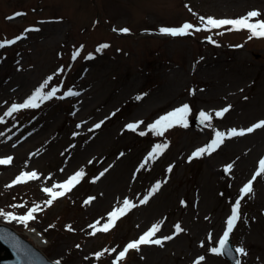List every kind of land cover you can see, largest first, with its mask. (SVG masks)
I'll return each instance as SVG.
<instances>
[{
	"label": "rangeland",
	"instance_id": "374dc122",
	"mask_svg": "<svg viewBox=\"0 0 264 264\" xmlns=\"http://www.w3.org/2000/svg\"><path fill=\"white\" fill-rule=\"evenodd\" d=\"M252 10L264 19V0H0V41L24 36L0 48V159L13 158L0 165V210L26 214L49 199L44 187L84 172L70 192L35 214L32 228L17 221L8 226L59 264H115L128 242L157 223L154 238L173 239L141 246L120 264H196L200 256L201 264H230L210 248L218 246L240 189L264 158V129L189 157L216 130L264 120V38L249 40L246 30L226 28L172 37L159 29L199 26L200 16L239 18ZM103 44L109 47L98 52ZM48 77L45 91L62 86L78 95L63 101V91L37 108L4 116ZM185 103L189 122L200 111L212 112V127L175 126L164 138L148 131L147 125ZM229 105L224 117L215 116ZM140 121L136 131L126 128ZM157 144L167 147L145 165ZM228 164L231 172L225 171ZM23 171H36L39 179L6 187ZM157 183L159 190L141 204ZM124 199L136 207L115 227H90L97 221L102 227ZM6 221L0 216V224ZM176 224L183 229L179 234ZM31 229L46 243L35 244ZM232 240L247 252L242 264H264V176L242 201Z\"/></svg>",
	"mask_w": 264,
	"mask_h": 264
},
{
	"label": "snow or ice",
	"instance_id": "6c2138e0",
	"mask_svg": "<svg viewBox=\"0 0 264 264\" xmlns=\"http://www.w3.org/2000/svg\"><path fill=\"white\" fill-rule=\"evenodd\" d=\"M191 10V9H190ZM25 13L17 12L15 13V16H23ZM261 12L257 10H252L247 12L244 16H241L239 18H232V19H217L211 16L199 17V26L194 25L190 22H184L179 27H161L159 29V32L161 34L169 35L172 37H180V36H188L192 35L194 33H198L201 31L211 32L214 29H221L226 28L227 31H241L246 30L249 35L248 39L251 40L253 38H264V19H260ZM14 17H7L6 19H13ZM230 26V27H227ZM26 32L30 31H39V29L35 28H28L25 29ZM120 31L127 33L129 30L127 28H123ZM218 35H223V32H218ZM24 36L20 35L13 39H4L0 41V48H4L6 46H10L15 44L18 40L23 39ZM208 41L210 43L215 44L216 41L212 38V36L207 37ZM108 44H103L99 48H97V51H101L104 48H108ZM236 47H243L242 45H237ZM79 51L75 52L73 54V59H76L77 56H79ZM88 59H91L92 56L89 54L87 57ZM52 80V77H48L44 83H42L39 87L35 89V91L24 100L23 103H13L12 106L4 113V116H12L13 113L18 112L20 109H28V108H37L40 106L41 103L44 101L50 100L53 97L56 96V93L59 91L58 87H52L51 90L45 91V89L48 87L49 81ZM66 96H73L78 95V93L73 92L71 89H69L66 93ZM63 98V97H61ZM139 99V97H138ZM246 99V98H245ZM231 108V105L222 108L221 110L216 111L214 114L216 117H224L225 113L229 112ZM190 106L188 104H182L179 107H176L175 109L168 111L166 114L159 116L158 119L155 120V122L147 125V129L149 132L154 133L157 136H163L165 132H167L169 129H172L175 126H182L187 128L189 126V115H190ZM199 122L202 125H206L207 127H212V120H213V113L207 112V111H200L198 116ZM4 120L3 116H0V123H2ZM143 123V121L137 122V123H129L126 125V128L131 131H136L137 128L140 126V124ZM95 128H100L101 124L97 123ZM257 129H264V120H260L259 122L253 123L251 126L247 128H231L227 131V133L223 131L216 130L214 132V138L211 140L209 144H207L204 147L198 148L196 151H194L189 159L200 157L204 154H211L214 152L224 141L225 139H230L232 137H243L248 133H252ZM2 135V134H0ZM139 135L144 136L146 135V132L141 131ZM166 144H157L152 149V151L149 153L148 157L145 160V165L151 161L155 160L159 154L163 151L164 148H166ZM13 158L11 156H8L7 158L0 159V165H9L12 163ZM145 165H141V167H144ZM233 165L228 164L225 168L226 172H231ZM169 171H171V167L169 168ZM103 175V173H101ZM84 176L83 170L78 171L75 173V175L69 176L67 180H65L62 183H56L53 184L51 187H44L42 191L46 193L49 197L44 202V205L41 204H34L27 212L23 215H15L12 212H4L0 210V216H3L5 219L9 221H17L21 224H24L25 226L28 225L30 221L35 219V214L42 211L43 207L51 206L54 201H56L60 197H64L68 192H70L73 187L79 183L81 177ZM264 176V158L259 159L258 161V168L254 171V174L252 177L243 185V187L240 189V195L235 200L234 204L231 207V213L228 216L226 220V229L223 231V234L221 237H219L218 240V246L211 247L210 252L221 255L225 254L226 252H231V249L229 247V239L230 235L233 233V230L237 224V222L241 219V203L244 200L246 196L253 193V183L257 180L258 177ZM39 179V176L36 171H23L19 175L15 177V179L11 182V184L6 185V187H12L14 185L24 184L28 181H35ZM160 188V183H157L151 192H149L145 197L140 200L141 204H145L148 202L149 197L154 194L155 191H158ZM122 207H117L115 210L111 211L108 214L107 222L103 224L102 227H98L99 221H97L96 224L90 225L91 228H93L95 231L99 232H108L111 228L115 227L116 222L127 214L128 211H130L132 208L136 207L135 204H133L130 200L124 199L122 202ZM12 207H23V205H12ZM160 224H153L147 231L143 232L142 235H140L137 239H134L126 244V246L123 248V250L119 251L115 264H120L121 261H123L126 257V255L130 252V250H136L140 251L141 246L144 245H160L163 246V242L166 240L173 239V236H164L163 239L160 238H154L156 237L157 233L160 231ZM71 230V229H69ZM183 229L179 224L175 225V232L176 234H179ZM0 239L8 240L10 237L8 235H0ZM209 242L213 240V237L211 234L208 236ZM203 246V242L202 245ZM79 247V245H77ZM115 251V249H113ZM235 252L240 255H247V252L245 248L238 247L235 249ZM101 254H97L99 256ZM205 260L204 256H200L199 259L196 261V264H201L202 261ZM59 264V261L57 262ZM236 264H240V261L237 260Z\"/></svg>",
	"mask_w": 264,
	"mask_h": 264
},
{
	"label": "water",
	"instance_id": "95a60500",
	"mask_svg": "<svg viewBox=\"0 0 264 264\" xmlns=\"http://www.w3.org/2000/svg\"><path fill=\"white\" fill-rule=\"evenodd\" d=\"M8 235L10 239H0V264H56L49 261L39 250L33 247L27 240L17 236L9 228L0 226V235ZM231 252L226 256L233 264H236L237 257L229 240ZM5 255L2 256V253Z\"/></svg>",
	"mask_w": 264,
	"mask_h": 264
},
{
	"label": "bare ground",
	"instance_id": "6f19581e",
	"mask_svg": "<svg viewBox=\"0 0 264 264\" xmlns=\"http://www.w3.org/2000/svg\"><path fill=\"white\" fill-rule=\"evenodd\" d=\"M29 235L34 240V242L36 244H41L42 245L44 243L42 237L38 234L37 231L32 230V231L29 232Z\"/></svg>",
	"mask_w": 264,
	"mask_h": 264
}]
</instances>
